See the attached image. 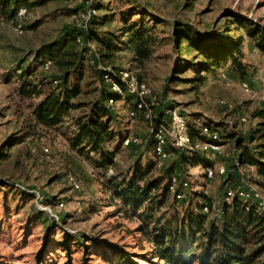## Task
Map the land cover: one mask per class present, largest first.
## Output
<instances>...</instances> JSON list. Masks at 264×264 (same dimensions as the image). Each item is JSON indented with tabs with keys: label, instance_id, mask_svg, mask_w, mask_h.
<instances>
[{
	"label": "rangeland",
	"instance_id": "1",
	"mask_svg": "<svg viewBox=\"0 0 264 264\" xmlns=\"http://www.w3.org/2000/svg\"><path fill=\"white\" fill-rule=\"evenodd\" d=\"M90 1L98 3V16L112 14L116 20L118 7L126 2ZM131 1L146 8L145 16L151 19V25L162 29L158 37H163L164 43L143 64H138L128 50H119L115 66L131 70L156 95L188 116L198 114L223 122L219 151L206 155L213 161L212 166H216L223 156L230 158L232 134L247 133L257 121L251 117L252 111L264 108V53L254 46L245 28L234 25L233 19L244 18L258 27L264 26V0ZM80 2L53 0L27 10L24 24L32 27L21 34L15 33L8 20L0 15V264H64L66 253L70 258L68 264H82L83 252L88 264H110L106 260H111V253L104 249V242L130 252L141 264H163L153 257L149 244L137 232V219L118 213L120 201L112 195L113 183L130 173L138 157L142 164L149 165L146 178L160 173L153 166L151 148L146 149L142 143L122 145L126 136L144 139L148 133L145 122L139 116L130 118L129 104H114L109 109L110 127L119 137L113 165L100 166L94 153H81L69 146L70 119L54 127L37 123L32 114L35 99L23 97L17 90L19 71L16 68L30 63L39 44L58 37L78 23L66 10ZM175 20L190 23L200 30L201 36L187 41L172 35ZM249 21L246 20V25ZM112 25L119 27L117 21ZM208 32L209 36H205ZM234 37L238 38L244 77L233 73L225 64L213 74L200 72L199 77L203 78L180 79L194 76L192 70L183 68L189 63L187 67L195 69L203 49L219 50L220 45H226ZM173 67L179 79L170 78ZM56 73L52 66L44 74L49 77ZM34 74L41 78L40 65ZM241 82L247 83V90L240 86ZM98 86L94 79L75 101L85 103L94 99ZM85 110V106L71 110V117ZM113 147L112 143L107 145L109 149ZM252 172L250 167L240 170L245 177H250ZM180 173V179L187 182L185 192L205 190L214 204L218 203L223 192L220 177L206 180L200 167L185 168ZM4 181L10 185L5 186ZM72 181L78 184V189L72 188ZM59 202L63 204L61 207ZM35 211L42 216L35 217ZM61 230L72 236L68 238L66 252L56 243L63 235ZM73 238H78L83 246L76 245ZM43 243L44 249L39 254Z\"/></svg>",
	"mask_w": 264,
	"mask_h": 264
},
{
	"label": "trees",
	"instance_id": "2",
	"mask_svg": "<svg viewBox=\"0 0 264 264\" xmlns=\"http://www.w3.org/2000/svg\"><path fill=\"white\" fill-rule=\"evenodd\" d=\"M50 1L53 0H0V15L9 21L19 7H24L27 14V10L43 6ZM90 6L95 13L91 15L84 30L75 25L69 26L58 37L39 44L27 66L16 68L19 71L16 74L17 90L21 96L35 99L32 114L37 123L54 127L65 119H70L72 130L68 137L69 146L81 153H94L97 156L96 163L106 167L113 165L116 140L119 137L110 127L112 114L109 110L111 108L106 106V100L117 99L118 95L107 89L103 75L108 73L114 76L113 69H123L115 66L114 60L119 50H128L138 64H143L164 42L163 37H158V32L162 29L151 25V19L145 16L148 14L146 8L139 2L126 0L125 4L120 5L116 14L118 20L112 14L98 16V3L90 1ZM83 9L84 5L80 2L66 11L74 16ZM233 19L234 25L245 28L254 46L264 53V26L258 27L248 19L246 20L250 26L246 25L248 22L244 21V18ZM115 21L119 23V27L112 25ZM31 27L32 25H23V29ZM199 32L200 30L190 23L178 20H175L174 26L171 27L172 35L187 41L192 37H200ZM76 36L91 42L95 55L90 54L86 46L78 47ZM205 36H209V32ZM225 44L220 45L219 50L212 47L203 49L201 61L195 63V69L187 67L189 63L184 65L183 69L188 68L194 72L192 78L175 76V67L170 70V78L196 80L205 77H199L200 72L213 74L225 64L233 73L244 77L246 72L241 62L238 38L234 37ZM45 60L51 61V67L55 66L56 75L47 77L44 74L51 68L42 69ZM97 61L109 70L96 68ZM37 65L41 67V78L34 74ZM94 79L99 84L97 96L85 103L75 101ZM125 101L124 103L130 104L128 97ZM81 106H85L86 110L79 116L71 117V110ZM167 106L172 104L168 102ZM179 112L193 140L211 142L209 136L201 132V125H204L210 132H216L217 139L212 142L220 145L223 122L209 120L198 114L188 116L180 109ZM161 116V112L156 110L155 120H159ZM251 117L257 121L247 133L232 134L230 158L223 156L220 162L225 166V174L214 176L221 178L220 185L223 188L217 204H214L207 193L201 191H187L184 192L183 198H176L174 194L168 193L167 184L163 181V178H168L171 174L180 178V171L185 168L204 169L212 166L213 161L206 155L217 152H176L170 161L168 160L169 163L159 169L160 173L152 178L144 176L149 170V165L142 164L138 157L130 173L120 176L113 183L112 195L120 201L118 213L126 218L137 219V232L149 244L153 257L163 264H264V219L255 203L251 199H241L236 194L229 203L223 202L225 189L238 186L239 178L264 193V108L253 110ZM152 142V133L148 132L142 144L152 151ZM111 143L114 147L107 148ZM241 167L253 169L252 175L245 177L240 173ZM4 183L5 186L10 185L7 181ZM19 188L24 191L22 187ZM29 195L35 197L31 193ZM204 204L207 206L206 212L201 210ZM41 214L35 211L34 216L39 218ZM60 232L63 235L56 243L66 252L68 238L72 236L62 230ZM73 241L76 245L83 246L78 238H73ZM104 243V249L111 253V260H106L108 263L141 264L133 258V254L123 248L110 242ZM44 245L43 243L39 254ZM69 259L66 253L64 264H68ZM86 259L88 258L83 252L82 264H88Z\"/></svg>",
	"mask_w": 264,
	"mask_h": 264
},
{
	"label": "built area",
	"instance_id": "3",
	"mask_svg": "<svg viewBox=\"0 0 264 264\" xmlns=\"http://www.w3.org/2000/svg\"><path fill=\"white\" fill-rule=\"evenodd\" d=\"M84 9L74 15L73 19L78 23L75 26L84 30L88 23L91 15L95 13V10L90 6V0H82ZM26 17V9L19 7L14 16L8 21L12 30L21 34L24 29V18ZM75 42L78 47L86 46L87 51L90 54L95 55V49L91 42L85 41L81 36H76ZM52 65L50 60H45L42 63V69L47 70ZM96 68L102 69V65L97 61L95 63ZM109 70V68H103ZM112 73L114 76L104 73L103 80L107 85V89L118 95L117 99L108 98L106 100V106L113 108L114 104L126 102L128 97L130 104L128 105V115L130 118L139 116L146 124L148 132L152 133V154L154 168H163L167 161L174 156L176 152L185 151L191 152L197 151H209L211 153L218 152L220 145L212 142L217 139L216 132H210V130L201 125V132L207 134L211 140L200 141L193 140L188 132L186 123L182 114L179 112L177 106H167V101L156 95L154 90L144 81L139 80L131 70L113 69ZM223 76V75H222ZM240 86L247 90V83L241 82ZM128 104V103H126ZM156 110H159L162 114L159 120H155ZM244 120L243 118H240ZM144 139L133 136H126L122 140V145L126 146L129 144L138 145L143 143ZM44 152L47 150L44 148ZM234 163L236 164L235 160ZM191 169V168H190ZM225 166L218 163L216 166H208L202 169V178L211 179L215 175L222 176L225 174ZM239 171V170H238ZM237 174H239L237 172ZM240 177V176H239ZM163 181L167 184V191L169 194H174L176 198H183L187 182L181 180L178 175L171 174L169 177L163 178ZM72 188L78 189V184L72 181ZM202 193H206L205 190H201ZM236 194L241 199H251L262 214L264 219V193L253 185H250L239 178L238 186L235 188L227 187L223 195V202L229 203ZM36 198H37V194ZM62 202L58 203V206H62ZM201 210L206 212L207 206L204 204ZM50 211V209H48Z\"/></svg>",
	"mask_w": 264,
	"mask_h": 264
}]
</instances>
